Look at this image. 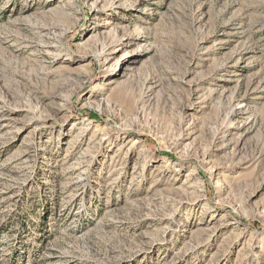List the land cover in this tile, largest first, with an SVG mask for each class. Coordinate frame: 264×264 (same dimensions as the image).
Segmentation results:
<instances>
[{
	"label": "rangeland",
	"instance_id": "rangeland-1",
	"mask_svg": "<svg viewBox=\"0 0 264 264\" xmlns=\"http://www.w3.org/2000/svg\"><path fill=\"white\" fill-rule=\"evenodd\" d=\"M0 264H264V0H0Z\"/></svg>",
	"mask_w": 264,
	"mask_h": 264
}]
</instances>
